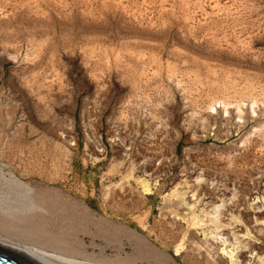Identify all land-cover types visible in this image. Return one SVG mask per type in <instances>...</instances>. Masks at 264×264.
I'll use <instances>...</instances> for the list:
<instances>
[{"label":"rangeland","instance_id":"rangeland-1","mask_svg":"<svg viewBox=\"0 0 264 264\" xmlns=\"http://www.w3.org/2000/svg\"><path fill=\"white\" fill-rule=\"evenodd\" d=\"M0 237L264 264V0H0Z\"/></svg>","mask_w":264,"mask_h":264},{"label":"bare ground","instance_id":"bare-ground-1","mask_svg":"<svg viewBox=\"0 0 264 264\" xmlns=\"http://www.w3.org/2000/svg\"><path fill=\"white\" fill-rule=\"evenodd\" d=\"M236 231L239 232V230H236ZM0 243L4 244V245H7V246L14 247V248L24 252L30 258H32L34 261H36L38 264H81V263H78V262H75V261H72V260H69V259H66V258H62V256L59 257V256H56V255H52L53 253H51V254L47 253V252L43 251L42 249H38V248L33 247V246L31 247V246L18 244L16 242L14 243V242H12L10 240H7L5 238H2V237H0ZM245 244H247V243H245ZM249 248L252 249V245H250ZM236 259H238V258H236ZM243 260H245V258ZM238 262H240V261L237 260V263Z\"/></svg>","mask_w":264,"mask_h":264},{"label":"water","instance_id":"water-1","mask_svg":"<svg viewBox=\"0 0 264 264\" xmlns=\"http://www.w3.org/2000/svg\"><path fill=\"white\" fill-rule=\"evenodd\" d=\"M0 264H38L24 252L0 243Z\"/></svg>","mask_w":264,"mask_h":264}]
</instances>
